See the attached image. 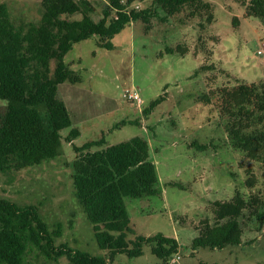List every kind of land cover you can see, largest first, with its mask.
I'll use <instances>...</instances> for the list:
<instances>
[{
	"label": "rangeland",
	"instance_id": "rangeland-1",
	"mask_svg": "<svg viewBox=\"0 0 264 264\" xmlns=\"http://www.w3.org/2000/svg\"><path fill=\"white\" fill-rule=\"evenodd\" d=\"M88 1L94 5L93 18H101L107 0ZM130 1L132 8L139 9L153 2ZM203 1L213 7L214 14V22L204 32L199 29V18H189L185 8L165 23L152 19L148 32L140 21L127 25L110 40L111 50L98 46V37L92 36L75 43L64 56V63L80 82L58 86L57 96L65 103L72 122L61 131L60 154L39 165L0 173V198L20 206H37L49 230L61 233L54 238L55 245L65 244L94 255L105 253L97 247L93 227L73 196V146L102 136L107 145L139 137L148 142L159 192L124 199L132 229L128 239L156 234L175 239L178 252L168 264H174L177 254V264H264V235L254 223L244 227L239 245L191 247L199 234L195 227L202 219H211L214 201H228L235 192L248 193L243 182L245 169L237 166L241 153L228 138L229 121L219 115L214 98L205 105L201 95L239 83L264 81V59L257 55L264 43V27L260 19L246 16L244 4L249 0ZM0 4L6 5L9 16L18 23L40 19V0H0ZM159 15H163L160 10ZM80 18L79 14L71 16ZM177 45L187 49L184 55L165 52ZM205 60L226 73L216 68L194 76ZM134 91L140 104L126 96ZM159 95L165 99L145 117L144 107ZM5 103L0 100V115ZM122 121H138L139 125L112 128ZM72 129L78 135L67 140ZM239 139L235 141L240 143ZM199 144L210 147L201 151L196 146ZM256 166H251L254 171ZM25 257L34 264H70L66 257L53 260L34 246ZM111 264L162 262L150 252L149 245H144L142 255L116 254Z\"/></svg>",
	"mask_w": 264,
	"mask_h": 264
},
{
	"label": "trees",
	"instance_id": "trees-1",
	"mask_svg": "<svg viewBox=\"0 0 264 264\" xmlns=\"http://www.w3.org/2000/svg\"><path fill=\"white\" fill-rule=\"evenodd\" d=\"M131 2L107 0V10L95 20L94 5L88 0H40V19L19 23L9 16L6 5L0 4V100L6 102L0 115V173L39 165L60 154L61 131L70 128L72 122L57 90L61 84L80 82L63 61L75 43L97 36L98 46L111 50L110 40L127 25L140 21L148 32L152 19L165 23L185 8L189 18H199L200 31H206L214 22L213 7L203 0H153L144 9L132 8ZM244 7L246 16L260 19L264 27V0H249ZM76 14L81 18L71 19ZM202 41L200 37L199 44ZM186 51L180 45L165 49L166 53L180 55ZM205 61L196 68L194 76L217 69L226 73ZM212 98L219 115L229 121L228 138L241 153L237 166L245 169L243 182L248 193L243 196L235 192L228 201L212 203L211 219H202L195 227L199 234L191 242L193 250L239 245L249 223H254L264 235V81L239 83L201 95L205 105H210ZM164 99V95H159L152 100L144 107L143 115L147 117ZM127 123L139 125L138 121H122L112 128ZM77 135L78 131L72 129L66 139ZM238 137L240 143L235 141ZM196 146L204 151L210 144ZM73 150V196L93 227L97 247L105 253L94 255L65 244L55 245L54 238L61 233L49 230L37 206H20L0 198V264H34L25 257L33 246L53 260L64 256L70 264H111L116 254L142 255L144 245L150 246V252L162 264H168L178 252L175 239L162 234L128 239L132 229L124 199L150 197L159 192L148 142L133 137L107 145L102 136L73 146ZM252 165H257V171Z\"/></svg>",
	"mask_w": 264,
	"mask_h": 264
},
{
	"label": "built area",
	"instance_id": "built-area-1",
	"mask_svg": "<svg viewBox=\"0 0 264 264\" xmlns=\"http://www.w3.org/2000/svg\"><path fill=\"white\" fill-rule=\"evenodd\" d=\"M257 55L260 58L264 59V43H262L260 46V49H258ZM263 63H264V61H263ZM126 96H128V98L130 100L136 101L137 104H140V102H141L139 96L137 95V93L135 91L133 93H128ZM178 258H179V255L177 254L176 257L172 259V263L177 264Z\"/></svg>",
	"mask_w": 264,
	"mask_h": 264
}]
</instances>
